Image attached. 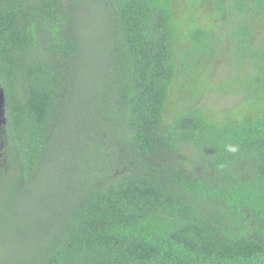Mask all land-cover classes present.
I'll return each instance as SVG.
<instances>
[{
  "label": "trees",
  "instance_id": "trees-1",
  "mask_svg": "<svg viewBox=\"0 0 264 264\" xmlns=\"http://www.w3.org/2000/svg\"><path fill=\"white\" fill-rule=\"evenodd\" d=\"M0 91V264H264V0H0Z\"/></svg>",
  "mask_w": 264,
  "mask_h": 264
},
{
  "label": "rangeland",
  "instance_id": "rangeland-1",
  "mask_svg": "<svg viewBox=\"0 0 264 264\" xmlns=\"http://www.w3.org/2000/svg\"><path fill=\"white\" fill-rule=\"evenodd\" d=\"M213 97L216 96L219 97L220 94H216L213 92ZM211 96V95H210ZM211 96V98H213ZM215 101V99H213ZM218 101L220 103H228V104H231V102H233V98L231 95H227L224 99H218ZM2 116V111H1V107H0V120H1V117ZM1 123V121H0ZM67 124L70 123V120H67L66 121ZM0 144H1V141H0ZM64 159V158H62ZM61 159V160H62ZM54 162V161H53ZM53 162L50 164L51 165V168L53 169ZM59 190L58 188H55L53 190H50V191H45L42 196L36 192L35 194H33L32 196H18L17 198V201L19 203V209H18V212L21 213V215H17L16 216V219L14 221H28L27 218H26V214H28L29 211H33L32 208L33 206L37 203V202H42V204L45 206L47 204H50V203H54L55 201V197H53V192L54 191H57ZM42 199V200H41ZM23 214V216H22ZM3 218H4V221H11V216L10 215H3ZM9 250H12V249H9ZM0 258H5V259H13V254L6 251V250H2L0 251Z\"/></svg>",
  "mask_w": 264,
  "mask_h": 264
},
{
  "label": "water",
  "instance_id": "water-1",
  "mask_svg": "<svg viewBox=\"0 0 264 264\" xmlns=\"http://www.w3.org/2000/svg\"><path fill=\"white\" fill-rule=\"evenodd\" d=\"M2 104H3V100H2V92L0 91V107L2 109Z\"/></svg>",
  "mask_w": 264,
  "mask_h": 264
},
{
  "label": "clouds",
  "instance_id": "clouds-1",
  "mask_svg": "<svg viewBox=\"0 0 264 264\" xmlns=\"http://www.w3.org/2000/svg\"><path fill=\"white\" fill-rule=\"evenodd\" d=\"M231 151H235V149H230Z\"/></svg>",
  "mask_w": 264,
  "mask_h": 264
}]
</instances>
